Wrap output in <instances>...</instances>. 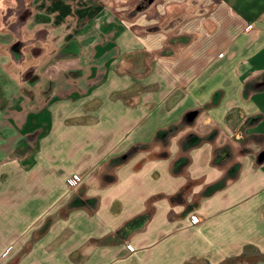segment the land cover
<instances>
[{
  "label": "crops",
  "instance_id": "crops-1",
  "mask_svg": "<svg viewBox=\"0 0 264 264\" xmlns=\"http://www.w3.org/2000/svg\"><path fill=\"white\" fill-rule=\"evenodd\" d=\"M78 2L0 0V264H228L233 253H236L233 264H264V0H198L193 4L198 9H209L199 27L209 41L202 50L194 47L187 66H183L193 75L188 81L186 103L201 101L211 110H214L211 106L219 105L218 119L224 116L235 120L234 132H220V137L224 136L229 143L220 144L216 154L205 144L189 148V167L214 171L218 162L223 171L218 183L216 179L202 177L207 173L200 174L202 187L191 189L194 196L204 199L205 207H213L188 211L198 214L202 224L192 228L188 224L170 226L167 220H156L154 224L147 221V225L140 226H145L142 235L145 239L139 242L141 245L131 243L137 248L133 251L127 242L112 240L115 231L111 229L102 232L108 236L107 240H98L101 233L94 230L97 219H93L77 224L89 227L77 230L87 237L80 245L66 238L51 243L45 238L39 243L33 240L27 252L20 255L17 240L21 228L27 223L29 233L36 232V217L41 215L35 213V199L42 198L28 192L21 205L20 179L14 176L13 169H19L20 163L35 168L36 153L41 150V139L47 132H74L79 138V145L68 150L65 160L76 169L88 161L85 158L89 147L82 141L86 132H92L91 136L117 132V121L123 122L125 132L144 130L138 125L132 131L128 122L131 117L137 122L145 120V112L131 114L125 109L123 113H102L98 98L89 101L80 95L66 96L64 83L37 81L36 73H56V70L38 66L36 54L41 49L44 57H51V41L61 45L69 39L62 15L64 10L78 8ZM197 74L203 75V80L197 81ZM65 152L58 151L61 159ZM99 161L100 157H96L93 162ZM40 162L47 165L56 163V159ZM5 169L12 170L10 177H3ZM196 177L190 175L196 181L195 186L199 179ZM31 183L35 184V180ZM10 189L11 197H4L3 193ZM100 211L93 208L92 216L118 213L113 208L106 214ZM143 213L145 210L131 216ZM158 213L156 210L155 216ZM73 226L76 228V224ZM92 236L96 239L88 240ZM74 245L91 250L82 262L73 261L72 255L64 256L61 252L52 256L53 248Z\"/></svg>",
  "mask_w": 264,
  "mask_h": 264
},
{
  "label": "rangeland",
  "instance_id": "rangeland-1",
  "mask_svg": "<svg viewBox=\"0 0 264 264\" xmlns=\"http://www.w3.org/2000/svg\"><path fill=\"white\" fill-rule=\"evenodd\" d=\"M197 1L79 0L78 8L63 11L69 39L61 45L52 40L51 57H44L39 50L37 65L52 67L56 73H36L37 81L64 83L66 96L80 95L89 101L98 98L102 113H123L128 109L129 113L145 112L146 119L137 122L131 117L128 122L130 130L140 125L142 132L123 131L122 121H117V132H98V136L86 132L82 141L89 147L85 158L88 161L76 169L65 160L68 150L79 145V138L74 132H47L41 139V152L36 153L35 168L20 163L19 169H13L14 176L20 179V204L28 192L42 198L35 199V213L41 215L36 217V232L29 233L27 223L21 228L17 240L21 256L33 240L39 243L49 238L47 241L51 243L66 238L73 244H82L87 237L79 231L89 227L77 224L93 219H97L94 230L101 233L98 240H107L108 236L102 232L111 229L115 231L112 240L127 242L133 251L145 239L142 237L145 226H140L149 221L154 224L156 220H167L174 227L188 224L193 228L202 224L195 222L194 213L188 211L213 207H205L204 199L194 196L191 189L202 187V177L216 179L218 183L223 171L218 162L214 171L189 167V148L205 144L216 154L219 145L228 142L224 136L220 137V132H234L235 120L224 116L218 119L219 105L211 106L214 110L201 101L187 105V86L193 75L183 66L188 64L189 54L198 47L202 50L209 41L199 29L203 14L207 15L209 9L195 8L193 4ZM203 78L196 76L197 81ZM182 102L185 103L179 106ZM62 150H66L64 159L58 153ZM96 157L100 161L94 163ZM47 158L56 159V163L40 162ZM204 173L208 175L205 177ZM73 174L79 176L76 185L69 182ZM11 175L12 170H4V178ZM190 175L199 178L197 186ZM33 180L35 184L31 183ZM11 190L4 192V197H11ZM13 192L15 198L16 180ZM93 208L100 209L101 214L112 208L118 213L97 218L92 216ZM142 210L145 213L141 216H131ZM91 239L96 238H88ZM130 243L135 244L134 249ZM76 246L53 248L52 256L61 252L64 256L72 255L73 261L82 262L91 250ZM235 260L236 253L229 255L228 264Z\"/></svg>",
  "mask_w": 264,
  "mask_h": 264
},
{
  "label": "built area",
  "instance_id": "built-area-1",
  "mask_svg": "<svg viewBox=\"0 0 264 264\" xmlns=\"http://www.w3.org/2000/svg\"><path fill=\"white\" fill-rule=\"evenodd\" d=\"M251 27H252V25L249 24V25H248V28H251ZM69 182H70L72 185H76V184L79 182V176L76 175V174H73L71 177H69ZM192 218H193V220H194L195 222H199V221H200V216H199L198 214H196V213H194V214L192 215ZM129 246H130L132 249H134V245H133V244L130 243Z\"/></svg>",
  "mask_w": 264,
  "mask_h": 264
}]
</instances>
